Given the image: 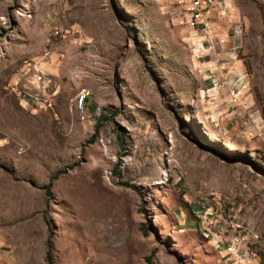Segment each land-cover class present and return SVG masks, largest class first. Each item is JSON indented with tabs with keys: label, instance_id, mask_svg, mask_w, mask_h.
Segmentation results:
<instances>
[{
	"label": "rangeland",
	"instance_id": "374dc122",
	"mask_svg": "<svg viewBox=\"0 0 264 264\" xmlns=\"http://www.w3.org/2000/svg\"><path fill=\"white\" fill-rule=\"evenodd\" d=\"M193 10L0 0V264H264V0Z\"/></svg>",
	"mask_w": 264,
	"mask_h": 264
},
{
	"label": "built area",
	"instance_id": "2783aa9c",
	"mask_svg": "<svg viewBox=\"0 0 264 264\" xmlns=\"http://www.w3.org/2000/svg\"><path fill=\"white\" fill-rule=\"evenodd\" d=\"M191 6L194 9L193 16L197 18L200 22L203 23L204 16L203 9H205L207 6L213 4L215 0H190ZM203 26L201 29L205 31L207 29V26L205 23L202 24ZM206 26V27H205ZM211 48L209 44L203 48L204 54H206L207 51H209ZM34 72V80H28L29 83L33 84V88L35 89H44L48 84L50 83V78H48L44 72L40 68H33ZM233 87V88H232ZM229 90L227 95L231 99H235L238 97V91L237 87L232 86ZM44 92V90H43ZM40 98H36V100H39ZM35 100V101H36ZM86 101V100H85ZM86 110L85 102H84V109ZM82 111V112H83ZM220 234H222L223 238L220 239V243L223 246V252L224 255H230L232 259V264H254V258L249 255L241 254V242L240 237H233L231 235V230H218Z\"/></svg>",
	"mask_w": 264,
	"mask_h": 264
},
{
	"label": "crops",
	"instance_id": "0c3cea01",
	"mask_svg": "<svg viewBox=\"0 0 264 264\" xmlns=\"http://www.w3.org/2000/svg\"><path fill=\"white\" fill-rule=\"evenodd\" d=\"M219 0H215V2L214 3H217ZM214 9H216V8H214ZM201 31L204 33V35L205 34H207L206 32L208 31V27H207V29L205 30V31H203L202 29H201ZM202 51L204 52V50H203V48H202ZM202 52V53H203ZM222 57H225L226 59H225V62H228V63H231V61H232V55L231 54H223V55H221ZM234 79V78H233ZM233 79H231V81H230V83L232 84V86H236V82H237V80H233ZM238 86V85H237ZM236 86V87H237Z\"/></svg>",
	"mask_w": 264,
	"mask_h": 264
},
{
	"label": "trees",
	"instance_id": "16d2710c",
	"mask_svg": "<svg viewBox=\"0 0 264 264\" xmlns=\"http://www.w3.org/2000/svg\"><path fill=\"white\" fill-rule=\"evenodd\" d=\"M87 99V98H86ZM85 104H86V102H85ZM59 172L57 171L55 174H53L51 177H50V179H53V178H55L56 176H57V174H58ZM48 187V184L45 186V188H47ZM46 245H47V248H49V242H48V240H47V242H46ZM47 261H48V264H50V261H49V256L47 255Z\"/></svg>",
	"mask_w": 264,
	"mask_h": 264
},
{
	"label": "bare ground",
	"instance_id": "6f19581e",
	"mask_svg": "<svg viewBox=\"0 0 264 264\" xmlns=\"http://www.w3.org/2000/svg\"><path fill=\"white\" fill-rule=\"evenodd\" d=\"M234 237V236H233ZM240 242H241V237H240ZM241 246H242V242H241ZM243 254V253H241ZM245 255H248V254H245ZM249 256H252V255H249ZM253 257V256H252ZM254 258V257H253ZM254 264H256V258H254Z\"/></svg>",
	"mask_w": 264,
	"mask_h": 264
}]
</instances>
